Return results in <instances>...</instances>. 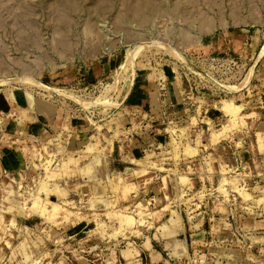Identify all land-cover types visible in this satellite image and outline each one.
<instances>
[{"label":"rangeland","instance_id":"374dc122","mask_svg":"<svg viewBox=\"0 0 264 264\" xmlns=\"http://www.w3.org/2000/svg\"><path fill=\"white\" fill-rule=\"evenodd\" d=\"M16 93L0 264H264V0H0Z\"/></svg>","mask_w":264,"mask_h":264},{"label":"crops","instance_id":"0c3cea01","mask_svg":"<svg viewBox=\"0 0 264 264\" xmlns=\"http://www.w3.org/2000/svg\"><path fill=\"white\" fill-rule=\"evenodd\" d=\"M0 103L2 104V103H7L8 104V107H9V109H10V111H14V112H16L17 110L16 109H19V110H21V111H23L22 109H23V107L24 106H22V108L21 107H19V104H21V105H24V103H26V105H27V109H28V107L30 106V100L29 99H27L26 97H24V96H22L21 94H18V93H16V94H11L10 96H4V97H0ZM9 154H11L12 155V153L10 152ZM5 156V155H4ZM15 156H16V158H17V154H15ZM12 157V156H11ZM13 158V157H12ZM183 244V246H184V248L186 247L185 246V243L183 242L182 243ZM138 253V252H137ZM137 253L136 252H134V253H132L133 255H132V257L129 259V258H127V257H125L124 256V253L122 252L121 253V259L122 260H124V261H126L127 262V264H138V261H137V257H138V255H137ZM161 256V255H160ZM152 258H153V262H158L159 260H160V257L159 256H156L155 254L153 255V256H151Z\"/></svg>","mask_w":264,"mask_h":264},{"label":"bare ground","instance_id":"6f19581e","mask_svg":"<svg viewBox=\"0 0 264 264\" xmlns=\"http://www.w3.org/2000/svg\"><path fill=\"white\" fill-rule=\"evenodd\" d=\"M27 83H31L30 81H28ZM31 84H33V83H31ZM55 213V212H54Z\"/></svg>","mask_w":264,"mask_h":264}]
</instances>
